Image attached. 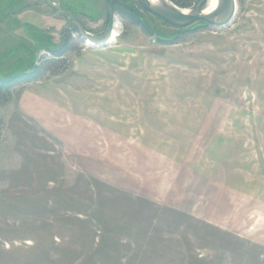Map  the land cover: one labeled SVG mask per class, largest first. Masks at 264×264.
Wrapping results in <instances>:
<instances>
[{
  "label": "rangeland",
  "instance_id": "obj_1",
  "mask_svg": "<svg viewBox=\"0 0 264 264\" xmlns=\"http://www.w3.org/2000/svg\"><path fill=\"white\" fill-rule=\"evenodd\" d=\"M55 1L106 30L105 0ZM122 1L151 35L118 8L110 43L74 31L54 72L0 101V264H264V0L184 30ZM73 26L0 0V75Z\"/></svg>",
  "mask_w": 264,
  "mask_h": 264
},
{
  "label": "water",
  "instance_id": "obj_2",
  "mask_svg": "<svg viewBox=\"0 0 264 264\" xmlns=\"http://www.w3.org/2000/svg\"><path fill=\"white\" fill-rule=\"evenodd\" d=\"M44 1L52 9L62 14L68 15L74 22L79 35L85 38L89 45L99 47L107 45L111 42L115 19L111 6L118 2V0H106L110 15L109 23L106 30L99 35L90 34L71 11L62 7L55 0ZM136 1L147 12L176 27H186L195 22H206L208 26L215 28L225 27L232 22L237 11V0H219L217 8L210 13H204L203 10L206 0H199V2L189 10H184L172 0H161L159 3H152L150 0ZM119 3L128 9H132L131 5L122 2Z\"/></svg>",
  "mask_w": 264,
  "mask_h": 264
},
{
  "label": "trees",
  "instance_id": "obj_3",
  "mask_svg": "<svg viewBox=\"0 0 264 264\" xmlns=\"http://www.w3.org/2000/svg\"><path fill=\"white\" fill-rule=\"evenodd\" d=\"M172 1L181 7L187 6L183 3H180L178 0H172ZM62 6L66 9H68L69 11H72L71 8L66 7L63 4H62ZM119 9L122 12V14H120V15L122 16V18L124 20H126V21H128L134 25L140 26L144 30V32L149 34V35H151L153 33L150 26H148L145 23L144 17L141 16L139 14V12L136 11V9L133 8L132 10H129L128 8H125V7H119ZM200 23L202 26H206L205 22H200ZM73 25L74 26L72 27V29H68L67 31H64L62 33V39L58 45H55L53 47L52 46L46 47L45 50H46V52L49 53L50 57L49 56L42 57L39 60L40 61L39 63L35 62L25 69H20L19 71L14 70L16 72H13L11 74L8 73L4 76L0 75V101L6 99V96L8 95L9 91L13 87H15L19 84L38 80V79L42 78L43 75L45 74V72H47L49 70H51L52 72L55 71L53 67H56L59 62L64 61V57L66 56L67 52L74 49L72 47L73 45H71V43L73 41V32L75 31L78 33V30L75 27L74 22H73ZM174 27H176V26H174ZM187 27L188 26L178 27V28L180 30H184ZM158 40L163 41V42L170 41V40H166L163 37L162 38L158 37ZM6 100H8V99H6Z\"/></svg>",
  "mask_w": 264,
  "mask_h": 264
},
{
  "label": "bare ground",
  "instance_id": "obj_4",
  "mask_svg": "<svg viewBox=\"0 0 264 264\" xmlns=\"http://www.w3.org/2000/svg\"><path fill=\"white\" fill-rule=\"evenodd\" d=\"M161 0H150V2L152 3H159ZM219 0H206V4L204 6V13H210L212 11H214L217 6H218ZM117 26H114V30H113V36L111 38V41L118 35L117 30H116Z\"/></svg>",
  "mask_w": 264,
  "mask_h": 264
},
{
  "label": "flooded vegetation",
  "instance_id": "obj_5",
  "mask_svg": "<svg viewBox=\"0 0 264 264\" xmlns=\"http://www.w3.org/2000/svg\"><path fill=\"white\" fill-rule=\"evenodd\" d=\"M110 1H114V0H110ZM105 2H106V0H105ZM119 2H122V3H124L122 0H118V2H116L115 4H113L111 7H112V12H113V14L115 13V12H117V9L119 8V7H125V6H123V5H121ZM107 5V4H106ZM126 8V7H125ZM107 9H108V6H107ZM130 10H132V9H130ZM110 15H109V11H108V17H109Z\"/></svg>",
  "mask_w": 264,
  "mask_h": 264
}]
</instances>
